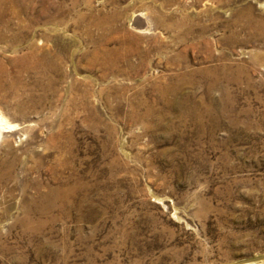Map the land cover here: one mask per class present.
Listing matches in <instances>:
<instances>
[{"label":"rangeland","instance_id":"obj_1","mask_svg":"<svg viewBox=\"0 0 264 264\" xmlns=\"http://www.w3.org/2000/svg\"><path fill=\"white\" fill-rule=\"evenodd\" d=\"M0 117V264H264V0H0Z\"/></svg>","mask_w":264,"mask_h":264},{"label":"bare ground","instance_id":"obj_2","mask_svg":"<svg viewBox=\"0 0 264 264\" xmlns=\"http://www.w3.org/2000/svg\"><path fill=\"white\" fill-rule=\"evenodd\" d=\"M126 19V23L129 22L131 24H136L138 26V28H144L146 25V21L145 18L140 14L139 11H130L127 16H125ZM134 20V22H133ZM177 21L176 23L174 22V25H177ZM10 127V123H7L5 121L2 120V118L0 117V129H4V128H9Z\"/></svg>","mask_w":264,"mask_h":264}]
</instances>
